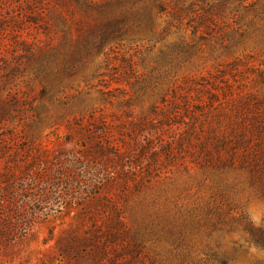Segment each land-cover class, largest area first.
I'll return each instance as SVG.
<instances>
[{
  "label": "rangeland",
  "instance_id": "1",
  "mask_svg": "<svg viewBox=\"0 0 264 264\" xmlns=\"http://www.w3.org/2000/svg\"><path fill=\"white\" fill-rule=\"evenodd\" d=\"M179 1L0 0V264H264V0Z\"/></svg>",
  "mask_w": 264,
  "mask_h": 264
},
{
  "label": "trees",
  "instance_id": "2",
  "mask_svg": "<svg viewBox=\"0 0 264 264\" xmlns=\"http://www.w3.org/2000/svg\"><path fill=\"white\" fill-rule=\"evenodd\" d=\"M137 2H139V1H141V0H136ZM163 1L164 0H149V4H150V7H152V8H155V7H157V8H159V9H161V7H162V4H163ZM227 1H229V0H221L220 2V4H218V2L217 3H215V5H213L211 8H213V7H217V8H222L223 7V5H224V3L225 2H227ZM177 2H178V4L180 3V1L179 0H177ZM150 7H149V9H150ZM177 7V6H176ZM176 7H175V10H178V9H181V8H178V9H176ZM176 12V14H180V13H178L177 11H175ZM95 143H97V151L99 152V153H102V152H104V148L101 146V142H95ZM104 155V158L107 160V161H109L110 159L109 158H107V156H105V154H103ZM84 167V166H83ZM83 167H81V168H83ZM88 167V170H86V171H83V173L80 175V176H78L79 174H73L72 176H73V181H74V183L75 182H79L80 183V181L81 180H78V179H83V181L82 182H91V180L93 179V178H96L98 175H99V173H95L94 172V170L91 168L92 166L91 165H88L87 166ZM105 167H101L100 166V169H101V171H103V169H104ZM75 169V168H74ZM76 170V169H75ZM74 173V172H73ZM86 177V178H85ZM120 224H121V222H120Z\"/></svg>",
  "mask_w": 264,
  "mask_h": 264
}]
</instances>
